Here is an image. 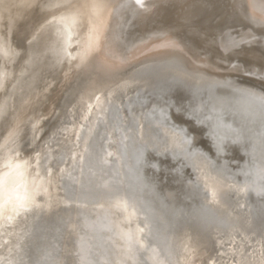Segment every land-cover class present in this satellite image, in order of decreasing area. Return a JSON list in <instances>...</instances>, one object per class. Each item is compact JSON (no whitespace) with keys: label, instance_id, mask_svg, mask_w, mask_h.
Returning a JSON list of instances; mask_svg holds the SVG:
<instances>
[{"label":"bare ground","instance_id":"6f19581e","mask_svg":"<svg viewBox=\"0 0 264 264\" xmlns=\"http://www.w3.org/2000/svg\"><path fill=\"white\" fill-rule=\"evenodd\" d=\"M38 1L0 0V80L9 76L15 66L16 47L12 48L13 40L12 42L10 40L12 30L23 12L35 6ZM94 2L103 10L100 0ZM51 7L53 8L52 5L50 9ZM262 14L264 15V11ZM52 15L56 16L55 13ZM76 26L77 24L74 27ZM162 58L164 60V57ZM174 62L158 69L154 68L155 70L151 72L131 74L121 81L95 76L85 77L86 80L73 88L70 87L72 90L62 101L53 125L47 129L50 131L46 138L36 146L30 156L15 165L11 164L7 172L0 176V205L7 200L12 202L15 211L19 208L36 209L40 216L49 214L54 208L70 209L71 214L80 218L84 233L91 237L98 232L109 234L113 240L122 243L126 256L133 260H143L145 264H264V212L260 215L253 201L257 196L264 197V95L242 90L225 94L218 91L217 86L221 83L229 84L224 79L215 78L216 80L208 83L203 77L204 73L190 74L185 72L184 68L183 70L179 68L182 61ZM25 64L27 66L29 63ZM27 67L29 69V66ZM165 81L181 82L188 88L201 90L207 104V109L204 108L207 113L205 117L214 120L213 128L218 134L223 136L233 134L241 138L247 135V139L251 141L249 152L252 160L239 172L242 178L235 173L227 172L222 166H217L210 158L199 152L187 153L190 140L183 132L168 126L169 123H166L163 117V108L167 104L164 107L157 104L145 107L140 103L142 94L154 90ZM22 97L25 98L23 95ZM160 98L162 99V96ZM203 104L200 100L197 104L199 110L203 109ZM226 114L232 117L230 121L225 120ZM237 116L242 117L245 123L235 125L233 118ZM22 142L24 144V141ZM146 148L156 149L158 152L167 151L173 155L180 154L186 158L195 172V182L201 188L200 210L197 209L186 219L181 216L180 211L168 218L164 214L163 216L156 213L146 200L142 198L138 200L128 193L114 191L112 185L116 183L135 184L145 189L146 183L142 178L139 163L144 158ZM3 211L5 214V210ZM74 230L73 228V232ZM9 232L8 234L12 231ZM86 234L80 236L74 249L77 261L80 264H98L92 258L91 245ZM31 242H33L31 247L27 244L22 245L21 249L18 246L20 250L17 247L14 264H45L39 261L45 250L36 255L35 252L38 250H35L36 240ZM51 264L64 263L62 260H55Z\"/></svg>","mask_w":264,"mask_h":264},{"label":"rangeland","instance_id":"374dc122","mask_svg":"<svg viewBox=\"0 0 264 264\" xmlns=\"http://www.w3.org/2000/svg\"><path fill=\"white\" fill-rule=\"evenodd\" d=\"M100 2L103 4V10L94 0H39L35 6L23 12L14 26L10 40L11 42L13 40L12 48L16 47V51L14 50L16 58L14 69H16L0 80L1 177L10 166L26 159L36 146L42 143V140L49 134L50 130L47 129L53 125L61 103L72 90L71 88L91 76L121 81L131 74L151 72L174 61H180V63L182 61L179 68L182 70L184 68L185 72L190 74L204 73L203 77L208 83L214 81L215 78L218 80L222 78L229 83L217 85L220 92L229 94L242 90L264 95L263 0H139V2L137 0H100ZM51 5L53 8L50 9ZM54 13L56 16L52 15ZM76 24L78 27H74ZM24 48L25 50H22ZM32 60L35 62H30ZM25 63H29L27 65L29 69ZM188 63H190L189 66ZM194 64L196 67L193 66ZM108 66L112 67L108 68ZM29 75L32 76L29 77ZM20 80L25 82L22 83ZM166 84L160 90L146 91L140 96V103L145 107L152 104L160 106L162 102L165 105L168 103V107L172 104L170 109L162 106L166 109L163 117L169 123L168 125L173 126L175 123L174 127L183 128L188 138L195 140L190 144L192 150L204 151L217 166H222L227 172L235 173L236 176L242 178L239 172L245 169L249 160L244 143L238 141L227 143L226 141L222 143L220 150H217L213 143L215 141L209 138L205 122L198 119L200 114H190L187 111V105L191 102L195 104L198 97L201 100L205 99L204 94L197 95L189 91L187 85L181 82L167 81ZM176 89L180 90V93ZM158 93L160 96L157 95ZM175 101L176 104H174ZM179 107H182L181 110H177ZM224 118L230 121L232 117L226 114ZM202 128H204L203 131ZM139 167L146 183L145 189L135 184L116 183L112 185L113 189L115 188L114 191H122V194L128 193L138 200L142 198L152 206L156 213L165 216L174 208L189 212L187 209L194 206L201 197L194 195L192 191L184 194L178 173L174 171L176 168L184 167L180 158L172 160L165 155L156 156L153 150L146 149ZM184 173L189 176L187 169H184ZM256 198H259V202L255 204L261 215L264 212V197L257 196ZM0 206V238L4 239H0V264H14L17 247L20 246L21 249L24 244L31 247L33 240H36L35 250L38 249L35 252L36 255L45 250L39 261L51 264L55 260H62L64 264H80L74 249L80 236L86 233L83 228L81 229L80 218L71 214L70 209L54 208L49 214L40 216L36 209L24 208V211L23 208H19L15 211L12 202L7 200ZM100 233L92 237L86 234L91 245L92 258L96 263L135 264L136 262L145 264L143 260L137 259L139 263L126 256L120 241L113 240L109 234ZM20 242L23 243L20 244Z\"/></svg>","mask_w":264,"mask_h":264},{"label":"water","instance_id":"95a60500","mask_svg":"<svg viewBox=\"0 0 264 264\" xmlns=\"http://www.w3.org/2000/svg\"><path fill=\"white\" fill-rule=\"evenodd\" d=\"M167 83V81L161 83L160 85L156 86V88L154 89L155 91L156 90H160L162 89L163 85H165ZM167 85V84H166ZM189 90L192 91L193 93H196V94H202L203 92L201 90H197V89H193V88H190L189 87ZM205 98V97H204ZM201 98L196 100L195 104H193L192 102L189 103L187 105L188 107V112H190V114L194 113V114H200L199 116V119L202 120L203 122H205L206 126H207V131H208V135L209 137L214 140L215 142H213L215 145H216V149L217 150H220V148L223 146L222 143H225L226 141L229 142V141H238V142H241V143H244L245 146H246V153H247V157L249 158V160L247 161L248 163L252 160L251 159V155H250V152H249V147H250V143L251 141H249L247 139V135H244L243 138L240 137H237L233 134L231 135H228V136H223L222 134H218L217 131L213 128V123H214V120L213 119H208L206 118L205 116L207 115V113H205V109H207V104L205 103V100L202 99L201 101L204 103L203 104V109L199 110V108L197 107V104L200 102ZM168 104V103H167ZM172 105V104H171ZM192 105H193V109L191 110L192 108ZM160 106H165V104H161ZM166 108L168 107V105L165 106ZM168 109H170V106L168 107ZM177 110H181V108H177ZM166 109L164 108L163 109V112L165 113ZM237 117H234V121H235V124L238 123L241 124H244V120L241 118ZM242 119V121H241ZM166 121V120H165ZM166 123H168L166 121ZM169 126V125H168ZM178 131H181L185 134V136L188 138L185 130L183 128H180V127H174V126H170ZM190 141H189V148H188V151L187 153H193V152H199L200 154L204 155V157H207V158H210L207 154H205L203 151H200V150H192L190 148V144H191V139L188 138ZM146 149H149V148H146ZM149 150H152V149H149ZM153 152L156 156H167L168 158L170 159H178L180 158L182 164L184 167L182 168H176L174 171H176V173H178V177H179V182H181L182 184V187L184 188V194H187V193H191V191L193 192L194 195L196 196H201L202 192H201V188L200 186L195 182V172L192 170L191 168V165L189 164V162L186 160V158L183 156V155H180V154H171L169 152H158L156 149H153ZM211 159V158H210ZM212 160V159H211ZM214 162V161H213ZM246 167V166H245ZM184 169H187L188 172H189V176H186L185 173H184ZM181 175V176H179ZM192 183V184H191ZM191 184V185H190ZM191 196V195H190ZM187 197V196H186ZM261 198V197H260ZM253 201L254 202H259V198H253ZM202 208V202H201V197L198 198V202L195 203L194 206L192 207H189L188 208V211L189 212H185L184 210L182 209H174V210H170L168 211V213L166 214V217L170 218L171 215H175L177 213V211H180L182 213V217H184L185 219L188 218L189 216H191V214L193 212H195L197 209H201Z\"/></svg>","mask_w":264,"mask_h":264},{"label":"snow or ice","instance_id":"6c2138e0","mask_svg":"<svg viewBox=\"0 0 264 264\" xmlns=\"http://www.w3.org/2000/svg\"><path fill=\"white\" fill-rule=\"evenodd\" d=\"M137 2H139V0H137Z\"/></svg>","mask_w":264,"mask_h":264}]
</instances>
